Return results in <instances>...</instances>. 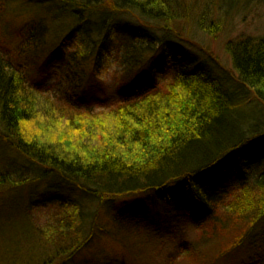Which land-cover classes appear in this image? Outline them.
Segmentation results:
<instances>
[{
  "label": "trees",
  "instance_id": "trees-1",
  "mask_svg": "<svg viewBox=\"0 0 264 264\" xmlns=\"http://www.w3.org/2000/svg\"><path fill=\"white\" fill-rule=\"evenodd\" d=\"M250 1L210 0L212 7L203 9L197 0H0V16L16 4L38 6L12 52L0 55V144L32 173L0 172V201L43 182L53 185L50 180L82 197L53 187L29 202L24 217L32 261L68 264L107 233L102 211L132 196L173 203L194 223L200 214L206 222L201 234L224 238L225 252L264 222V168H253L264 160V38L226 45L234 76L209 60L195 64L181 48L165 44L167 34L180 39L182 29L215 38L232 8ZM55 17L65 19L60 29L68 47L61 34L45 33ZM49 59L59 67L58 83L31 82L32 71ZM110 68L118 83L143 71L162 83L123 101L84 103L82 93ZM57 122L65 123L68 140L50 131ZM215 209L219 215L208 221ZM185 247L180 244L166 264L189 257L183 254L193 249ZM15 255L12 262L24 264L23 250ZM194 255L190 260H199Z\"/></svg>",
  "mask_w": 264,
  "mask_h": 264
},
{
  "label": "rangeland",
  "instance_id": "rangeland-1",
  "mask_svg": "<svg viewBox=\"0 0 264 264\" xmlns=\"http://www.w3.org/2000/svg\"><path fill=\"white\" fill-rule=\"evenodd\" d=\"M198 4L203 9L205 5L212 7L210 0H197ZM219 4L218 1L217 7ZM36 9H38L37 5L16 4L8 8L6 15L0 16L1 56L12 52L18 42L19 29L26 24L29 14L35 13ZM232 9L228 20L223 24V30L215 38L204 36L205 34L202 36L196 29L184 30L180 28L183 31L180 35L183 40L174 35L177 34L176 32L171 35L167 34L165 37L166 46L181 48L183 55L194 60L195 64L209 60L208 62L216 63L225 73L233 75L234 67L226 51V45L241 37L264 38V0H251L250 5L243 2L239 7L236 6ZM217 16L223 18V14ZM64 20V18L56 17L48 20V29H45V33L47 31L50 38H56L61 34L62 41L64 40L63 46L68 47L71 42L69 43V39L62 35L64 30L60 29L64 25ZM161 35L164 33L162 32ZM50 38H48V42L52 41ZM60 42L55 41L57 44ZM53 45L51 44V47ZM57 48L59 49V47ZM58 69L59 67L54 64L53 59H49L47 67L42 64L39 70L32 71L31 82L56 84L58 81L55 74ZM111 71L112 68L110 71L102 73L91 85L93 87L91 89L95 90L93 91L94 95L101 100L106 98L112 101L123 100L129 94H135V91L143 92L152 88L156 83H162L159 78L154 82L150 81V72L146 71L132 77L133 79H129L128 82L118 83L112 79ZM166 74V72L161 73L160 78L165 77ZM57 124L59 126L50 128V131L55 134V137L68 140L70 133L67 132L65 123L57 122ZM26 164L24 160L17 158L12 152L7 151L4 145L0 144V172L9 170L18 176L27 177L32 173L27 171ZM253 168L255 171L264 168V160L259 161ZM247 178L246 180H248ZM232 180L237 184L236 178ZM50 181L53 185L50 182H43L22 189L20 192H12L0 201V264H14L12 261H18L15 254L22 250L23 260H21L24 264L39 262L32 261L27 256L28 247L34 248V243L29 241L30 227L25 226L27 221L24 217L29 202L35 199L40 200L46 191L52 193L54 190L51 188L53 187L62 190L64 195L77 198V201L82 200L81 195L73 193L68 186L59 181ZM234 188L230 187L229 189L234 190ZM174 191V187H171L168 193L173 195ZM61 194L56 193L59 198ZM122 206L123 208L119 210ZM219 207L217 206L216 209ZM106 209V212L102 211L101 213L100 225L107 233L99 234L91 245L68 264H166L168 257L175 254V250L180 244L187 246L184 249H189V247L193 249L190 250L191 254L187 251L183 256L192 257L195 252L194 257L199 260H190L189 257H184L180 261L175 260L174 264H264V222L256 230L250 232L244 244L231 252L227 250L225 252L228 243H225L224 238L223 240L222 238L210 239L209 235L201 234V228L206 223L204 217L198 214L196 223H205L196 225L190 219L175 212L173 203H167L165 200L158 201L150 194L118 200L113 205L107 206ZM216 209L211 217L206 218L208 221L219 215V211ZM121 211L127 213V216H120ZM134 213H141V217ZM219 251H224V253L218 259Z\"/></svg>",
  "mask_w": 264,
  "mask_h": 264
},
{
  "label": "bare ground",
  "instance_id": "bare-ground-1",
  "mask_svg": "<svg viewBox=\"0 0 264 264\" xmlns=\"http://www.w3.org/2000/svg\"><path fill=\"white\" fill-rule=\"evenodd\" d=\"M235 177H232V179H234Z\"/></svg>",
  "mask_w": 264,
  "mask_h": 264
}]
</instances>
